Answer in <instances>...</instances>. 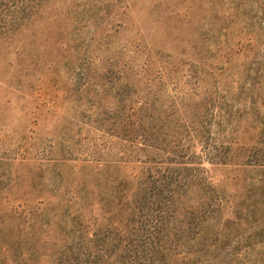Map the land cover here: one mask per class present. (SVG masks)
Returning <instances> with one entry per match:
<instances>
[{"label": "rangeland", "instance_id": "374dc122", "mask_svg": "<svg viewBox=\"0 0 264 264\" xmlns=\"http://www.w3.org/2000/svg\"><path fill=\"white\" fill-rule=\"evenodd\" d=\"M37 2L0 24V264L125 242L167 167L222 198L211 263L264 264V0Z\"/></svg>", "mask_w": 264, "mask_h": 264}, {"label": "trees", "instance_id": "16d2710c", "mask_svg": "<svg viewBox=\"0 0 264 264\" xmlns=\"http://www.w3.org/2000/svg\"><path fill=\"white\" fill-rule=\"evenodd\" d=\"M37 1L0 0L2 28L7 29L13 21L29 17ZM189 133L198 134L200 130L193 128ZM205 144L207 155L217 156L215 147ZM181 151L182 147L175 153L180 158L176 161L178 163H183ZM258 167L263 169L264 164L259 163ZM189 169L191 179L195 177L194 182L181 175L177 167L164 168L167 172L155 176L151 185L134 197L131 211L136 212L137 224L128 228L125 242L107 243L95 235L85 248L78 251L79 257H75L74 264H212L207 255L212 248L208 242L207 223L213 219L210 214L221 209L223 202L215 193L213 184L200 174L201 168ZM190 183L195 189L193 193L202 190L192 204L189 201L193 198L187 194ZM182 210L187 213L184 223L180 216ZM187 234L190 237L187 238ZM189 242L196 246L193 251L189 249ZM177 254L182 258L176 259Z\"/></svg>", "mask_w": 264, "mask_h": 264}]
</instances>
